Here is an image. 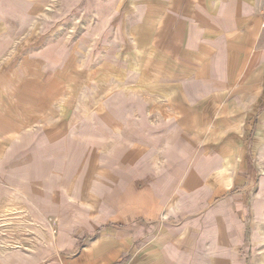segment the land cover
Wrapping results in <instances>:
<instances>
[{
    "label": "crops",
    "instance_id": "1",
    "mask_svg": "<svg viewBox=\"0 0 264 264\" xmlns=\"http://www.w3.org/2000/svg\"><path fill=\"white\" fill-rule=\"evenodd\" d=\"M263 23L0 0V264H264Z\"/></svg>",
    "mask_w": 264,
    "mask_h": 264
},
{
    "label": "rangeland",
    "instance_id": "2",
    "mask_svg": "<svg viewBox=\"0 0 264 264\" xmlns=\"http://www.w3.org/2000/svg\"><path fill=\"white\" fill-rule=\"evenodd\" d=\"M77 31H80V29H77ZM13 174V176H15L16 175V173H12ZM0 175H1V173H0ZM4 176H6V173H4Z\"/></svg>",
    "mask_w": 264,
    "mask_h": 264
},
{
    "label": "built area",
    "instance_id": "3",
    "mask_svg": "<svg viewBox=\"0 0 264 264\" xmlns=\"http://www.w3.org/2000/svg\"><path fill=\"white\" fill-rule=\"evenodd\" d=\"M262 28H263V31H264V23H263V26H262Z\"/></svg>",
    "mask_w": 264,
    "mask_h": 264
}]
</instances>
